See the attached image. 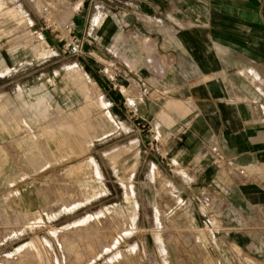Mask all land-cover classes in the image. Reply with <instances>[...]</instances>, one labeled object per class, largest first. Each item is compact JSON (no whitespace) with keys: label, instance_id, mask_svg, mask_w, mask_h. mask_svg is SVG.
<instances>
[{"label":"crops","instance_id":"crops-1","mask_svg":"<svg viewBox=\"0 0 264 264\" xmlns=\"http://www.w3.org/2000/svg\"><path fill=\"white\" fill-rule=\"evenodd\" d=\"M52 2L58 8L60 20H71L76 33L84 34L86 39L89 36L94 38L96 30L93 27L102 23L98 16L105 17L100 12L106 10L115 19L124 18L125 27L131 19L143 24L136 30L130 27L129 33L139 30L145 39L140 45L125 43V60H96L110 104L115 110L124 111L137 130L141 124L148 125L152 132L154 129L172 130V138H167L161 147L167 149L166 155H170L173 175L180 178L182 166L188 174H192L187 177L190 184H195L194 188L178 186L174 189L177 194H187L188 202L177 204L173 210H186L189 216L196 209L201 211L195 196H203L205 203L201 209L208 214H204L202 221L191 216L185 222L193 228L201 224L202 228L207 229L202 237L204 264L212 255L219 260H215L214 264H227V247L232 243L239 245L249 256L264 262V179L244 185L222 168L233 178L231 183L225 184L212 168L209 150L210 144L216 142L225 155L235 158L241 166L254 169L253 174H264V0H86L82 8L75 5V0ZM66 5L74 6L76 10L70 11L64 19L61 12ZM23 17L25 19L18 21V16L5 18L0 12V26L14 22L19 28L26 27L28 19L25 13ZM169 19L175 35L171 37L172 42L165 43L163 24ZM120 35L117 37L119 40ZM90 45L97 46L98 50L102 48L99 38L86 44ZM51 53L45 42L36 39L10 49L14 61L17 57L26 56L32 61H40ZM9 69L8 60L0 52V74L4 75ZM144 86L150 89L148 95L142 94ZM37 91L42 94L31 102L26 101L20 89L17 100L8 99L9 106L4 99V103H0L3 126L0 129V143L4 139L3 133L12 136L13 131L26 132L25 138H13V141L18 143L19 148L26 144L28 153L34 145L40 146V153L50 166L79 156L84 144L89 145L90 140L105 136L110 130L102 115H94V112L102 109L100 96L80 67L75 65L69 68L60 82L47 79ZM11 107H15L21 115L18 119H11L23 125L11 127V120L5 115ZM172 117L175 121L169 127L163 119L172 121ZM26 120L34 121L41 138L29 135L30 127ZM0 155L6 156L1 145ZM6 163L0 158V174L5 171ZM81 166L86 170L84 174H100L92 158ZM19 174H28L24 164ZM61 174L67 181L65 178L75 173L73 169H68ZM67 182H62V185L69 186ZM196 182L204 186L197 188ZM126 191L130 215L128 217L125 213L123 223L131 227L134 225L132 222L137 220L138 204L135 205L131 199L133 186L130 188L132 193L127 188ZM74 193L80 199H63L66 209L91 201L99 191L92 190V197L84 199L83 184L79 183ZM214 195L223 196L224 202L213 203ZM175 199L179 200L178 197ZM115 205H111L112 210ZM209 216L215 217L220 228L222 225L230 227V233L219 234V237L210 234L213 231ZM25 217L28 225L41 222L37 213ZM31 217L35 220L30 222L28 219ZM161 222L162 225L158 223L163 226ZM77 223L75 221L62 228ZM134 234L121 237L109 252L113 253L114 259L118 257L117 263L134 264L136 259L130 255L136 247L143 253H149L150 249L152 254L157 251L161 260V253L167 250L163 238L161 241L158 238L160 234L138 239ZM94 240L100 247L105 246L98 239ZM191 242L195 246L196 238ZM218 243H224L226 250L217 247ZM31 245L29 242L18 248L17 252L26 250L28 256L34 257ZM122 246L125 248L120 250ZM188 252L194 260L196 252L191 249ZM152 254L149 256L152 257ZM124 255L125 259L119 258ZM188 263L195 264L192 260H188ZM138 264L146 262L138 260Z\"/></svg>","mask_w":264,"mask_h":264},{"label":"rangeland","instance_id":"rangeland-1","mask_svg":"<svg viewBox=\"0 0 264 264\" xmlns=\"http://www.w3.org/2000/svg\"><path fill=\"white\" fill-rule=\"evenodd\" d=\"M62 10L65 19L67 14L76 8L66 5ZM0 12L5 18L18 16V21L25 19V13L28 19L26 27L19 28L14 22L0 26V52L6 57L10 67L7 73L0 74V103H4V99L9 106L8 99L17 100L20 89L23 90L26 101L31 102L42 94L37 91L41 83L49 78L60 82V78L68 69L76 65L86 74L100 96L102 109L94 112V115H102L110 128L105 136L90 140L89 145L84 144L83 152L79 156L50 166H47V161L42 157L40 146L34 145L33 150L28 153L26 144L19 148L18 143L13 141V138H25L26 132L13 131L12 136L3 133L4 139L0 145L4 147L6 156L0 155V158L7 162V166L3 174H0V264H119L116 262L118 257L114 259L113 253L109 252L121 237L130 236L134 232L135 239L160 234L158 238L160 241L163 238L167 250L161 253L160 260L157 251L152 254V250L148 249L149 253H143V250L136 247L130 255L136 259L134 264H138V260L146 264H189L188 260L194 261L195 264H204L202 237L207 229L202 228L201 224L198 228H193L185 222L191 216L202 221L204 214H208L201 209L205 203L203 196H195L201 211L196 209L189 216L186 210H173L177 204L188 202L187 194H177L174 189L178 186L194 188L195 184H190L187 177L192 174H188L187 169L182 166L180 178L173 175L170 155H166L167 149L161 147V143L167 138H172V130L154 129L152 132L148 126H139L137 130L124 111L115 110L110 104L106 86L102 83L103 75L99 71L101 68L96 61L101 58L125 60V43L140 45L145 39L139 30L129 33V29L132 27L136 30L143 24L137 19H131L125 27L124 18L115 19L107 10L100 12V15L105 17L98 16L102 23L93 27L96 30L93 36L99 38L102 48L98 50L97 46H86L82 56L72 57L64 53L61 44L50 33L41 30L38 0H0ZM169 20H165L163 24L165 43L172 42L171 37L175 35ZM119 35L120 40L117 38ZM32 39L44 41L51 49V55L40 61H32L27 56L17 57L14 61L10 49ZM49 91L52 92L51 87ZM56 98L66 108L63 101L57 96ZM16 111L18 110L15 107H11L5 113L11 120L12 128L23 125L20 121L11 119L20 118L21 115ZM163 120L169 127L175 121L173 117L172 121L166 118ZM44 123L46 122H42ZM26 124L30 127V136L41 138L34 121L26 120ZM1 127L3 126L0 119V129ZM90 158L98 166L100 174H84L86 170L81 165ZM210 160L214 172L220 177L219 180L225 181V184L231 183L233 178L220 168L212 157ZM22 164L26 166L28 174H19ZM68 169H73L75 174L68 175L65 178L67 182L61 173ZM249 172H254V169H249ZM253 175L252 182L264 179V174ZM62 182L69 183V186L62 185ZM79 183L83 184L84 199L92 197V190L99 191V194L87 203L66 209L62 203L63 199H80L74 193ZM132 186L134 192L131 199L135 205L138 204V210L136 222H132L134 225L128 227L123 223L126 219L125 213L128 217L130 215L126 188ZM196 186L199 188L204 185L197 183ZM176 197L179 200H176ZM213 199V203L224 202V197L220 195H214ZM114 204L116 205L112 210L111 205ZM162 210L165 211L164 215ZM35 213L39 214L41 222L28 225L25 216H34ZM28 220L31 222L35 218ZM157 220L161 225L163 221V226H160ZM213 220L216 221L215 217ZM75 221L78 223L62 228ZM216 228L213 233H209L217 237L219 234L228 235L231 231L226 225ZM93 238L105 246L100 247ZM193 238L197 240L195 246L191 242ZM29 242L32 244L31 253H34V257L28 256L26 250L17 252L18 248ZM131 245L134 244L131 242ZM219 246L220 249L226 250L224 243H218L217 247ZM228 246L227 264H264L262 259L249 256L239 245L232 243ZM124 248L122 246L119 249ZM190 249L196 252L194 260L188 252ZM184 250L185 253H182ZM213 256L208 259V263H215L216 257ZM119 258L125 259V255Z\"/></svg>","mask_w":264,"mask_h":264},{"label":"built area","instance_id":"built-area-1","mask_svg":"<svg viewBox=\"0 0 264 264\" xmlns=\"http://www.w3.org/2000/svg\"><path fill=\"white\" fill-rule=\"evenodd\" d=\"M38 1L40 3V19L42 22L41 30L50 32L61 44L64 53L72 57L82 56L85 53L86 44H90L91 41H94V38L89 36L88 39H86L84 34L78 35L75 31L74 23L71 20L62 22L58 15V8L54 5L52 0ZM85 1L86 0H75V5L82 8ZM149 93V87L144 86L142 88V94L148 95ZM129 104L132 105L131 102H129ZM140 126L146 128L148 125L141 124ZM209 150L214 162L220 168L227 170L244 185L252 183L254 177L253 172L250 173L249 169L241 166L235 158L225 155L216 142L210 144ZM209 218V223L211 224L210 229L214 232L218 224L213 220L212 216H209Z\"/></svg>","mask_w":264,"mask_h":264},{"label":"bare ground","instance_id":"bare-ground-1","mask_svg":"<svg viewBox=\"0 0 264 264\" xmlns=\"http://www.w3.org/2000/svg\"><path fill=\"white\" fill-rule=\"evenodd\" d=\"M41 40H42V39H41ZM43 43H44V41H43ZM40 56H42V55H40ZM40 56H39V57H40ZM91 90H92V89H91ZM93 98H94V97H93ZM97 176H98V175H97ZM129 182H131V181H129ZM129 182H128V183H129ZM126 187H127V186H126ZM127 190H129V191H130V187H129V188H127ZM75 191H76V190H75ZM130 192H131V191H130ZM130 192H129V193H130ZM131 193H132V192H131ZM63 205H64V204H63ZM70 206H71V205H70ZM122 225H123V224H122ZM120 227H121V225H120Z\"/></svg>","mask_w":264,"mask_h":264}]
</instances>
